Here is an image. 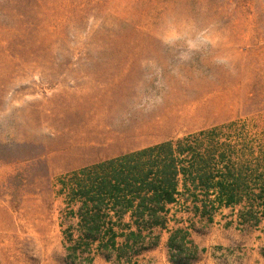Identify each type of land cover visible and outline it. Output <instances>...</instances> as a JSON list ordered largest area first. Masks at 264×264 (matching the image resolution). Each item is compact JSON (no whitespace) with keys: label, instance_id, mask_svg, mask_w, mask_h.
<instances>
[{"label":"rangeland","instance_id":"obj_1","mask_svg":"<svg viewBox=\"0 0 264 264\" xmlns=\"http://www.w3.org/2000/svg\"><path fill=\"white\" fill-rule=\"evenodd\" d=\"M166 141L240 183L193 228L264 264V0H0V264H95L81 170Z\"/></svg>","mask_w":264,"mask_h":264},{"label":"trees","instance_id":"obj_2","mask_svg":"<svg viewBox=\"0 0 264 264\" xmlns=\"http://www.w3.org/2000/svg\"><path fill=\"white\" fill-rule=\"evenodd\" d=\"M200 159L195 149L174 148L171 141H166L81 170L89 182L84 185L78 182L77 188L73 190V198L83 202L89 214L93 213L81 216L85 227L84 238L95 241L100 236L101 227L107 222V215L101 213L102 207L117 217L123 212L132 211L137 220L147 217L145 222L138 225L146 227L149 224L164 229L166 223L161 213L165 212L167 204L175 202L184 191L190 193L194 202H206L199 200L198 194L209 198L211 189H217L219 202H225L226 205L240 202L237 198L241 192L239 180L230 174H218L223 180L218 181L217 174L210 168L212 156L206 164L209 171L199 165ZM179 187L183 191H179ZM86 205H90L89 208ZM244 221L246 217L241 215V222ZM186 237L185 231L176 229L169 239L168 247L177 250V256L172 255L170 258L172 264H188L195 260V252L187 253L184 250L185 244L193 246ZM155 238L157 240L159 237ZM112 239L111 235L109 241ZM155 243L153 241L150 245L154 246ZM78 246L72 250L76 251ZM108 246H113V243L107 242L103 248L107 249ZM180 253H184V256H179Z\"/></svg>","mask_w":264,"mask_h":264},{"label":"crops","instance_id":"obj_3","mask_svg":"<svg viewBox=\"0 0 264 264\" xmlns=\"http://www.w3.org/2000/svg\"><path fill=\"white\" fill-rule=\"evenodd\" d=\"M179 191L183 189L179 187ZM187 193L184 191L175 202L165 206V212L161 213L166 223L164 229L149 224H146V227L138 225L145 222L147 217L137 220L132 211L123 212L117 217L112 211L102 207L101 213L107 215V222L101 227L102 232L95 241L84 238L85 227L81 216L89 213L83 202H80L81 206L75 215L79 231L77 244H93L95 264H172L170 258L172 255L177 256V250L169 248L168 241L176 229H182L187 234V240L193 245L185 244L184 250L187 253L195 252V260L188 264H251L253 251L247 252L241 259L237 258V251L233 249L237 235L232 230L225 231L220 226L218 230L210 228L209 231L199 232L192 226L193 221L212 224L215 220H222L231 222V226L237 222L241 223V213L238 214L235 209L241 202L230 205L219 202L217 189L210 190V193H213L209 196L213 197L211 202H194L191 196L187 200ZM111 235L113 239L109 241ZM156 236L159 237L157 240ZM153 241L156 243L151 246ZM107 242H112L113 246L105 249L103 245ZM219 244L224 248H213V245ZM179 256H184V253Z\"/></svg>","mask_w":264,"mask_h":264},{"label":"bare ground","instance_id":"obj_4","mask_svg":"<svg viewBox=\"0 0 264 264\" xmlns=\"http://www.w3.org/2000/svg\"><path fill=\"white\" fill-rule=\"evenodd\" d=\"M1 220H0V230H3V231L4 230H10L15 226V225L11 226L10 221H7L6 225H2Z\"/></svg>","mask_w":264,"mask_h":264},{"label":"clouds","instance_id":"obj_5","mask_svg":"<svg viewBox=\"0 0 264 264\" xmlns=\"http://www.w3.org/2000/svg\"><path fill=\"white\" fill-rule=\"evenodd\" d=\"M218 63H220V64H225V65H228V64H229V62H228L227 59H220V60L218 61ZM230 70H233V71H234V69H232V68H230ZM157 102H160V98H158Z\"/></svg>","mask_w":264,"mask_h":264}]
</instances>
